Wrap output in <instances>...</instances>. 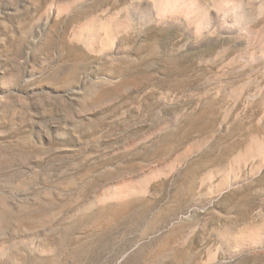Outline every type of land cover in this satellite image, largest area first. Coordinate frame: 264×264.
<instances>
[{
    "label": "rangeland",
    "instance_id": "obj_1",
    "mask_svg": "<svg viewBox=\"0 0 264 264\" xmlns=\"http://www.w3.org/2000/svg\"><path fill=\"white\" fill-rule=\"evenodd\" d=\"M156 1L0 0V264H264V15Z\"/></svg>",
    "mask_w": 264,
    "mask_h": 264
},
{
    "label": "bare ground",
    "instance_id": "obj_2",
    "mask_svg": "<svg viewBox=\"0 0 264 264\" xmlns=\"http://www.w3.org/2000/svg\"><path fill=\"white\" fill-rule=\"evenodd\" d=\"M204 1L157 0L148 6L132 8V12L130 9V14L144 24L177 22L184 25L187 36L203 40L204 38L211 39L213 35L234 36L240 34L246 37L253 33L250 26L252 21L264 15V0H212L211 7L207 6L209 4H205ZM254 32L256 34L255 30ZM262 52L264 51L262 50ZM261 149H264V145L261 146ZM253 234L254 232H251L250 236L252 237Z\"/></svg>",
    "mask_w": 264,
    "mask_h": 264
}]
</instances>
